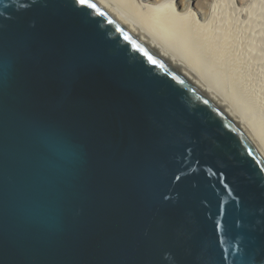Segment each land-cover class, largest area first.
Instances as JSON below:
<instances>
[{
  "label": "water",
  "instance_id": "1",
  "mask_svg": "<svg viewBox=\"0 0 264 264\" xmlns=\"http://www.w3.org/2000/svg\"><path fill=\"white\" fill-rule=\"evenodd\" d=\"M0 264H264V161L94 0H0Z\"/></svg>",
  "mask_w": 264,
  "mask_h": 264
},
{
  "label": "bare ground",
  "instance_id": "2",
  "mask_svg": "<svg viewBox=\"0 0 264 264\" xmlns=\"http://www.w3.org/2000/svg\"><path fill=\"white\" fill-rule=\"evenodd\" d=\"M94 1L110 12L115 19L144 42L146 46L151 48L177 70L181 76L189 80L202 94L223 110L243 132L264 161V113L261 114L263 111L257 113L259 109L254 111L247 107V104L237 103L238 97L243 95L242 92L246 94L248 91L244 92V89L242 91L239 86H242L243 80L241 81L239 79L241 76H237V74L241 75L244 69L239 71L236 68V60L233 57L234 52H232L234 50H231L233 45L235 47L237 45H235L237 40L235 41L234 35H232L236 25L233 26L230 23L233 19L228 21L229 16H226L228 20L225 19L227 21L223 23L224 29L219 31L220 27L217 31V26H220L215 18L217 15L214 16L217 13V11L214 12V9L217 5H220L217 4V0L203 1L201 10L205 6L207 8L205 10L208 11L207 14L205 11L200 12V4L195 6L196 9H199L200 13H198L200 15L196 14L193 5V2L200 0H182L180 3L177 0H143L144 3L140 5H137L134 0ZM249 6V9H252V5ZM235 34L237 35L236 32ZM236 56L238 58V55ZM244 64L239 68L241 69ZM235 69L239 71L237 74ZM221 81L225 84V89L219 88L218 83H221ZM243 97L246 96L243 95ZM248 105L253 106L250 103Z\"/></svg>",
  "mask_w": 264,
  "mask_h": 264
},
{
  "label": "rangeland",
  "instance_id": "3",
  "mask_svg": "<svg viewBox=\"0 0 264 264\" xmlns=\"http://www.w3.org/2000/svg\"><path fill=\"white\" fill-rule=\"evenodd\" d=\"M134 1L137 2V5L144 3L143 0H140L141 2L139 0H134ZM177 1L180 3L182 0H177ZM203 1L204 0H200L197 2L195 1V2H193V5L195 8V6H198L200 4L201 5V6H199L200 12L202 13V11H205L207 14L208 11H206L207 8H205V6H204V9L201 10L202 9L201 7H203ZM191 3H192V1H191ZM217 4H220V5H217L216 9H214L215 13L217 11V13L214 14V16L217 15V16H215V18L217 20L218 25H220L219 27L217 26V28H216L217 31L219 30L220 27L221 28L219 31H221V29H224L223 23L225 21H227L228 19H229L228 21H230V19L231 20L233 19V21L232 22L230 21V23H232L233 26H234V24L236 25L234 28L236 31L233 30V28H232V30L234 31V32L232 31V35H234V37H233L234 40L235 41L237 40L236 43L234 42L235 45L236 44L237 45H236V47L233 45L231 50H234L232 52H234L233 57H235L234 59L236 60V68L239 71H242L244 69L242 71L243 73L240 72L241 75L237 74L239 71H236L237 69H235L237 76H241L242 78L244 77V79L239 77V79H241V81L243 80L242 82L244 84V86H243V84H242V86L241 85H239V86H240L242 91H243V89H244V92L248 91L246 93L248 95V97L245 93L242 92V94L244 96H246L247 98L243 97V95H241L243 100H242V98L240 99V97H241L240 96V97H238L239 99L237 100V103L241 102L242 105L247 104V107L253 109L254 111L256 109H259L257 111V113H259V112L261 113L263 111L261 113V114H263L264 113V0H244V2H243V0H217ZM224 4H226V5H224ZM249 5H252L251 6L252 9H249L250 8ZM218 8H220V9H218ZM199 9H196V8L194 9L197 15L200 13ZM246 9H247V11H246ZM218 13H219V16H218ZM225 13H226V15H225ZM226 16L227 17L229 16L228 19ZM249 16H251V17H249ZM220 17H226V18L221 19ZM219 19H221V20H219ZM225 19H227V20H225ZM219 22H220V24H219ZM237 25H238V27H237ZM242 30H244V31H242ZM235 32L237 33V35L235 34ZM245 36H246V38H245ZM248 48H250V49H248ZM236 55H238V58ZM238 59L239 60L241 59L240 60L241 62L237 61ZM244 62H245V64H244ZM243 64L246 67L243 66L244 68L242 67L240 69L239 67ZM219 82H220V80H219ZM239 83L241 84L240 81H239ZM218 86L220 89L221 88L225 89V87H226L222 81H221V83H218ZM246 89H248V90H246ZM226 90H228V89H226ZM248 103H250V105H253V106H249Z\"/></svg>",
  "mask_w": 264,
  "mask_h": 264
}]
</instances>
